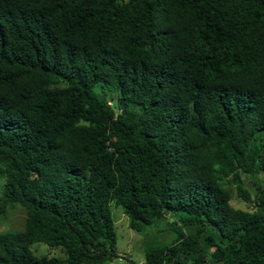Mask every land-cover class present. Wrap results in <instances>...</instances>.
<instances>
[{
    "label": "trees",
    "instance_id": "16d2710c",
    "mask_svg": "<svg viewBox=\"0 0 264 264\" xmlns=\"http://www.w3.org/2000/svg\"><path fill=\"white\" fill-rule=\"evenodd\" d=\"M0 180V264H264V0H0Z\"/></svg>",
    "mask_w": 264,
    "mask_h": 264
},
{
    "label": "rangeland",
    "instance_id": "374dc122",
    "mask_svg": "<svg viewBox=\"0 0 264 264\" xmlns=\"http://www.w3.org/2000/svg\"><path fill=\"white\" fill-rule=\"evenodd\" d=\"M246 190L251 194L252 188L249 184V179H245ZM1 186V180H0ZM232 199L230 201L231 206L234 208L247 209V205L238 200L235 197V190L232 191ZM111 217L115 226V233L117 237L116 250L119 254L125 258H129L135 264H144V252L142 236L128 227V218L123 213V210L119 206H115L113 203L110 205ZM25 211L23 208L16 206L8 211L5 218L0 219V234L8 232L21 231L24 227ZM159 229L165 230L166 226L161 225ZM155 231H151V234L155 235ZM162 240H169V236L166 233H162L160 236ZM33 254L36 257H61L62 254L58 249L49 248L44 244H34L31 248ZM106 264H119L117 260H113ZM123 264H128L124 263Z\"/></svg>",
    "mask_w": 264,
    "mask_h": 264
},
{
    "label": "built area",
    "instance_id": "2783aa9c",
    "mask_svg": "<svg viewBox=\"0 0 264 264\" xmlns=\"http://www.w3.org/2000/svg\"><path fill=\"white\" fill-rule=\"evenodd\" d=\"M123 257H124L123 255L119 254L118 261H120V264H123L124 263Z\"/></svg>",
    "mask_w": 264,
    "mask_h": 264
}]
</instances>
